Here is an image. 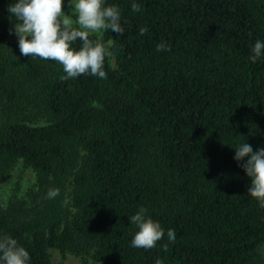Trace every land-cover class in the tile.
<instances>
[{"label":"trees","instance_id":"obj_1","mask_svg":"<svg viewBox=\"0 0 264 264\" xmlns=\"http://www.w3.org/2000/svg\"><path fill=\"white\" fill-rule=\"evenodd\" d=\"M11 3L0 9L17 20ZM112 5L124 34L90 36L114 41L106 79L61 80L62 65L21 55L0 22V190L18 162L36 176L25 196L0 202V235L28 264H56L50 249L82 264H264V208L248 191V157L234 159L244 142L264 148V56L249 59L264 41V0ZM162 41L170 51L156 50ZM141 207L165 233L152 249L131 246Z\"/></svg>","mask_w":264,"mask_h":264},{"label":"clouds","instance_id":"obj_2","mask_svg":"<svg viewBox=\"0 0 264 264\" xmlns=\"http://www.w3.org/2000/svg\"><path fill=\"white\" fill-rule=\"evenodd\" d=\"M73 8L72 14H66L64 0H13L9 5V12L18 23L14 32L18 36V46L23 56L38 57L43 60L55 61L62 65L65 75L61 80L75 79L89 74L102 79L107 78L104 71L105 58L114 59V52L110 50L114 41L109 40L105 45L100 40L90 39L92 34H101L111 30L118 35L124 34L121 26V13L118 7L105 6V0H74L69 3ZM133 12H140L141 6L133 2ZM73 15L75 20H73ZM147 27L139 29V35L147 34ZM81 41L82 46L75 50L72 45ZM157 51H170L167 42L156 46ZM249 59L255 63L264 56V41L257 40L251 49ZM236 150L234 159L239 162L248 157L241 166L248 177L251 186L248 189L251 197L259 201L264 208V148L253 151L250 144L242 143ZM59 195V189H50L47 198ZM67 203V201H65ZM147 210L141 207L129 219L136 225L138 231L131 242L134 248L152 249L164 237V230L159 222L147 216ZM169 242L175 240V231L167 232ZM167 245L162 250L167 251ZM28 251L18 245L16 239L9 235H0V262L2 264H28ZM155 264H162L157 259Z\"/></svg>","mask_w":264,"mask_h":264},{"label":"rangeland","instance_id":"obj_3","mask_svg":"<svg viewBox=\"0 0 264 264\" xmlns=\"http://www.w3.org/2000/svg\"><path fill=\"white\" fill-rule=\"evenodd\" d=\"M72 3L74 4V0H72ZM73 8H69V10L66 12V14H72ZM73 20H75V16L73 15ZM9 21L13 27L16 23H18L17 20L9 18L3 10L0 9V22ZM103 32L101 34H94L97 37H101ZM112 65H115L114 60L112 61ZM36 184V176L35 173L30 170L29 168H26L22 162H18L11 172L8 174L6 182L2 189L0 190V202L2 204H6L8 200L12 197L16 198H22L25 196L26 192L33 188ZM51 254V260L53 263L56 264H82V258L77 255L73 254H66L63 256L58 250L56 249H50L49 250ZM87 264H100L98 262L92 261L90 258L87 261Z\"/></svg>","mask_w":264,"mask_h":264}]
</instances>
